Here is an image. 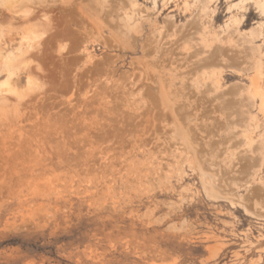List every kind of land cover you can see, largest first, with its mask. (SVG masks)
Returning a JSON list of instances; mask_svg holds the SVG:
<instances>
[{
	"label": "rangeland",
	"instance_id": "rangeland-1",
	"mask_svg": "<svg viewBox=\"0 0 264 264\" xmlns=\"http://www.w3.org/2000/svg\"><path fill=\"white\" fill-rule=\"evenodd\" d=\"M45 1L55 10L31 22L0 1V48L16 59L0 70V264H264V112L245 101L253 81L264 92V15L137 0L128 30L129 0ZM65 25L74 37L44 50ZM254 28L259 51L241 37ZM161 36L203 67H139ZM240 110L246 159L222 143Z\"/></svg>",
	"mask_w": 264,
	"mask_h": 264
},
{
	"label": "bare ground",
	"instance_id": "bare-ground-1",
	"mask_svg": "<svg viewBox=\"0 0 264 264\" xmlns=\"http://www.w3.org/2000/svg\"><path fill=\"white\" fill-rule=\"evenodd\" d=\"M0 1L3 5H5V9L8 13L15 14L16 17L22 22H31V21L36 20L42 11H47V12L52 13L55 10L54 7L47 4L45 0H14L12 2V4H6V2H7L6 0H0ZM129 1H130L129 5H128L129 8L127 7L128 8L127 12L125 13V15L123 14L124 20L126 22V27L128 30L131 28L132 25L136 24V21H134V19L136 20V17H134V16L137 15V13L134 14V10H135L134 7L136 5L137 0H129ZM169 1H171V0H163V3L164 2L168 3ZM212 1L213 0H202V1H200V6H199L200 13L206 14L207 11L209 10V4ZM154 2H156V1L154 0ZM240 3L242 5L241 9L244 8L246 10V7H243L245 3L253 4L255 6V8L258 9V12L260 13V15L261 14L264 15V0H240ZM155 6L156 5H154V7ZM163 6L165 7V5H163ZM187 6H188V3H185V7H187ZM12 8H15V11H13ZM237 8H238V6H237ZM111 10H113V8ZM143 15H145V14H143ZM143 15H141V17H140L141 21H143L144 19H149V18H143L142 17ZM172 18H173V16H172ZM241 18H243V16ZM1 19L6 20L7 17L5 15H2ZM240 22H241V20L234 19V22H232L231 24L237 23L238 24L237 26H239ZM148 24H149V26L155 25L154 23H152L150 21L148 22ZM234 26L236 27V25H234ZM234 26L231 27L230 24H228V22H227V24L223 28L226 29V32L229 31V28H231V29L234 28V31L237 32L238 30H235ZM257 26L260 29L261 27L264 26V23L259 24ZM155 28H156V30H159V28H157V27H155ZM237 29H238V27H237ZM221 30L223 31V29H221ZM257 31H258V29L254 28L253 30H250L249 33H247V34H245L244 32H241V34H242L241 37L243 36V39L245 41L246 46L249 45V50L259 51L258 50L259 47L254 45V39L257 37V33H258ZM260 31L258 34L261 33ZM127 32H129V31H127ZM197 33H198V31H197ZM159 34H160V32H159ZM190 35H191L190 30L186 29L183 33V36L181 37L182 38L181 40L188 38V36H190ZM73 37H74V34L72 33L69 25H65L60 30L54 29L51 32V35L48 38V42L46 43V45H44L43 49L44 50L51 49V43L53 41H57V40H61V39H68V38L70 39ZM168 46H169V43L165 40V38L163 36H161L159 41L158 40L155 41V45L153 48V53L156 56V60L152 61V62H147V61L140 62L139 67H168L169 68V67H173L174 64H176V63H179V65L181 67H203L200 65V58H199L200 52H188L187 51L185 53V55H182V57H178L175 50L167 48ZM146 47L147 46L143 45L142 49H144V48L146 49ZM25 48L29 49L30 46L27 44V46L25 45ZM75 48H77V45H69L68 46L69 50H73ZM21 51H22V49L18 48V52H21ZM14 59H15V56L12 55V53H8L6 55H3L2 49L0 48V70H4V71L6 70L8 72L7 73L8 76H11V67L15 65L16 59H15V61H14ZM13 63H14V65H13ZM131 64H132V62L130 63V65ZM169 71H172V69L170 70V68H169ZM181 74L182 73H180V75ZM182 75H184V73ZM203 76L214 87L217 86V79L215 77V72H213L212 70L203 71ZM131 84H133V83H131ZM252 84L254 85L252 94L249 91L248 96L245 98V101H246V103L251 104L253 106L252 103L254 102V98H255L254 96H257V100L259 102V108L262 109L264 112V92L261 91L259 89V87H257L256 81L255 82L253 81ZM141 86H143V85H140V87ZM144 86H147V85H144ZM131 89H132V87H131ZM144 90H146V89H144ZM144 90H142V94H143ZM146 92H144V93H146ZM243 112H244L243 110L239 111L240 119H237L238 115L235 111L225 114V116H224V129L228 131V134L222 143L227 144V146L224 145L225 147H223V148H225V150H224L225 152H226V150H228L227 153L230 150L229 145H230V147L232 145H234L233 147L237 146L238 150H235V151H234V149L232 150V153L234 151V154H235V152L237 153L239 151V148L240 149L243 148L241 152L237 153V155H239L243 159H246L249 155L248 153L253 152L251 149V146H253L252 140L248 139V137L246 135V133L253 128V125H252V117L250 115L245 116L243 114ZM245 113L247 114V112H245ZM160 117H162V116H160ZM159 119L161 120V122H163L162 120H164V118L163 119L159 118ZM256 146H257L256 151L260 152V154L263 155L264 154V133L257 140ZM233 147H231V149ZM237 148H235V149H237ZM175 151H178V149L176 148ZM235 156H236V154H235Z\"/></svg>",
	"mask_w": 264,
	"mask_h": 264
},
{
	"label": "trees",
	"instance_id": "trees-1",
	"mask_svg": "<svg viewBox=\"0 0 264 264\" xmlns=\"http://www.w3.org/2000/svg\"><path fill=\"white\" fill-rule=\"evenodd\" d=\"M13 242H15V241H13Z\"/></svg>",
	"mask_w": 264,
	"mask_h": 264
}]
</instances>
